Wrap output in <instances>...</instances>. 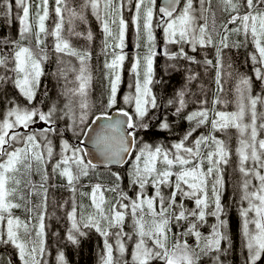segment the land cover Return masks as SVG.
Returning a JSON list of instances; mask_svg holds the SVG:
<instances>
[{"label": "snow or ice", "instance_id": "1", "mask_svg": "<svg viewBox=\"0 0 264 264\" xmlns=\"http://www.w3.org/2000/svg\"><path fill=\"white\" fill-rule=\"evenodd\" d=\"M15 4L23 12L19 17L21 39L11 41L13 50L10 54L0 55V68L5 69V73L9 70L13 73L11 77L0 75V83L11 82L18 93L0 119V225H3L0 227V244L10 245L21 264H42L45 253L43 210L47 207V188L44 185L49 179L47 165L55 154L50 137L63 131L58 127L60 121L71 120L69 127L73 131L79 127L80 135L88 136L104 164L130 163L128 178L130 186L136 191L134 198L123 191L119 173H112L116 183L111 187L94 184L90 194L82 193L89 196L94 212L87 217L81 214L78 221L77 207L73 202L72 211L68 214L72 221L68 239L78 243L77 235L84 234L80 231V222L86 219L84 228H95L105 237L103 264H128L123 259L125 238L132 240L133 236L136 243L131 253L132 264H200L202 255L219 253L222 241L228 239L224 231L227 221L221 218L224 209L220 189L223 186V166L229 163L232 152L228 140L219 138L216 133L226 134L230 129H235L238 169L244 178L241 199L247 202V207H242L240 212L241 232L248 251L247 264H260L264 260V138H260L264 133V111H258L257 106H264V95H252V78L241 75L235 86V110H217L216 105L229 103L219 94L224 92L221 51L230 46L228 41L231 35L242 34L245 41L251 37L255 51L250 54V59L255 78L264 81V0H219L222 11L227 14L226 20L219 25L216 23V13L212 11V0H198V7L194 0H164L163 6H158L157 0H135L134 5L133 0H83L79 10L69 7V0H55L57 21L51 32L45 24L49 17V0H39L34 33L29 20L30 0H15ZM126 4L135 9L131 23L137 35L143 21L146 37L144 55L141 57L138 54L131 66L135 91L123 97V103L131 106V111L116 107L119 103L120 72L126 59L123 51L128 27V21L124 18ZM0 7L5 9V15L10 14L11 0H2ZM89 8L101 23L103 51L106 57H112L105 60L108 95L99 115L92 111L93 106L88 101L92 82L89 67L92 53L87 48L74 47L71 42L73 36L88 41L93 39L91 31L78 32L73 27L77 20L86 22L85 11ZM65 23L69 25L67 36L64 34ZM154 26L163 31L164 55L194 60L184 51V45L190 46L193 51L197 47H215L217 55L215 83L218 94L212 101V108L206 106V100L201 101V107L185 117L187 121L194 122V126L167 148L163 145L153 147L137 140L138 132L149 127L144 121L150 111L159 107L151 88L154 57L158 54ZM30 36H34L35 50L21 42ZM49 36L54 39L58 64L63 65L58 67V75L65 79L62 95L66 102L63 108L52 103L45 111L34 101L40 88V78L44 75V62L49 58L46 45ZM239 43L235 42L232 46H239ZM169 44L181 47L178 52L169 53ZM139 46L137 44V48ZM64 57L75 58L79 66L76 67L71 59L65 60ZM141 61L144 65L143 78L139 71ZM9 63L12 64L10 69ZM205 63L211 65L212 61L206 60ZM69 73L74 74L73 80L68 79ZM69 84L72 86L69 87ZM177 97L175 102L169 100L168 103L176 104L175 114L179 115L187 105L183 91L177 93ZM113 108L115 113L109 111ZM90 114L94 119L89 123ZM37 123L45 126L34 128ZM209 123L211 129L207 134L201 133L192 139L198 128ZM160 127L170 128L167 119L160 121ZM87 156L83 147L62 141L59 159L52 171L59 172L73 192H76L81 177H87L90 171L97 168L93 159H87ZM34 171L41 174L38 185L31 179ZM18 175L27 177V180L18 178ZM210 178L211 198L208 195ZM253 180L258 183L253 184ZM22 183L29 197H42L41 203L36 205V208L42 209L36 217L38 224H32L31 217L21 220L13 214L14 209L21 207L33 211L27 208L29 200L20 187ZM149 187L153 189V195H147ZM164 189L169 190L167 195ZM104 192L114 193L115 202L107 200ZM14 198L24 201V204L14 202ZM186 200L192 201L194 207L187 208ZM209 215L216 218V223L211 225V232L204 235L200 227L207 223ZM128 216L133 222L131 233L124 231ZM173 228L180 231L174 233ZM111 229L116 231L110 232ZM109 235L116 238L115 250L119 256L113 254V245L108 243ZM188 238H194V244H190ZM215 259L219 264L218 255ZM58 262L65 264L63 253L58 256ZM8 264L12 262L8 261Z\"/></svg>", "mask_w": 264, "mask_h": 264}, {"label": "trees", "instance_id": "2", "mask_svg": "<svg viewBox=\"0 0 264 264\" xmlns=\"http://www.w3.org/2000/svg\"><path fill=\"white\" fill-rule=\"evenodd\" d=\"M196 2V6L198 7V0H194ZM2 4V1H1ZM35 4V3H31ZM212 11L216 13V23L219 25L221 22H224L226 20L227 14L222 11V6L219 4V0H212ZM3 15V14H2ZM1 16V15H0ZM12 21L11 23H8V21L1 22L0 23V55L10 54L13 50V46L11 44V41L13 40H20V24L17 17V10L15 7L11 11ZM53 21L51 24L54 25ZM203 22V21H199ZM56 23V22H55ZM209 24H211V15H209ZM34 33V30H33ZM237 39H239L240 43H246L244 36L233 34L229 37V47L231 50L230 59L231 61L234 60H240V63L243 61V64H245V56L247 54L242 52V54H239L237 56L236 50L239 51L238 48L232 46ZM5 41H8V43H5ZM54 39L52 37L48 38V41L46 40L47 45V52H48V60L44 62L43 70L44 75L40 78V88L36 97V100L34 101L35 105L38 107L43 108V110H47L49 106H51V103L53 101H58L59 105H61V108H63L64 103L66 102V98L62 95L64 88H65V79L58 75V67H61V65L58 64V60L54 59L50 53V46L53 45ZM24 45L30 46L32 48H35V39L34 36H30L29 39H25L21 41ZM241 43V44H242ZM49 47V48H48ZM210 46L205 47V52H207V55L210 54L209 52ZM100 56L101 53H98ZM245 56H244V55ZM242 56V57H241ZM204 58V57H203ZM241 59H243L241 61ZM242 64V63H241ZM186 66L187 63L185 62V59L182 57H173L172 59L163 58L159 59L156 63V71L158 73V88L155 90L156 94L158 95V98H160L158 105L160 106V109L151 110L149 113V117L144 121L149 125L147 129H142L138 132L137 140L142 141L143 143L150 144L153 147L156 145H163L164 147H170L171 144L180 138L183 137V135L190 130L191 127L194 126V122H189L185 119L187 112L190 110L189 113L192 111H195L197 108V105L200 104H189L187 102L186 108L179 114H175V107L176 104H169L168 101H176L177 100V93L183 91L184 92V99L187 95V87H186V78L187 73H194L197 68H189L186 73ZM12 67V64L9 63L8 68L10 69ZM240 74H244L248 72V68L239 69ZM7 74L9 77L13 75V73L9 70L5 73V69L0 68V75ZM92 81H96V83H93L89 89V95L92 91L93 97H89L88 95V101L93 106L92 111L95 112L96 115L100 114V111L103 110V105L107 100L108 95V89L99 84L101 76L97 75L95 73H92ZM95 76L97 79H95ZM69 80L74 79V74L69 73L68 75ZM188 79V78H187ZM255 79V77H254ZM197 81V80H196ZM192 82H195L192 81ZM259 84L264 83V81L258 80ZM69 87L72 85L69 84ZM181 86V88H180ZM264 86V85H262ZM125 88V87H124ZM122 88L119 91V103L116 105V107H124L123 103V96L130 90V88ZM176 88H178L176 90ZM45 92H47V95H45ZM95 94V95H94ZM18 96L17 90L13 87L11 82L8 83H0V119L3 118V113H5L10 106L9 102L11 100L16 99ZM22 99V98H21ZM54 102V103H55ZM186 102V99H185ZM127 108L131 111V106H127ZM193 108V109H192ZM115 109V108H113ZM111 109V110H113ZM192 109V110H191ZM109 110V111H111ZM159 110V111H158ZM160 112V113H159ZM94 119V116H91L89 118V123L91 120ZM167 119L170 128L169 129H162L160 127V121ZM72 121H60L58 123L59 129L63 130L57 135V141L55 143V149H54V158L53 162L51 161L50 164L47 165V171L49 174V180L44 185L47 189V197L50 200L52 191L55 193L54 189L52 187L62 186L63 182L65 184L67 183L66 179L59 175V172H53L52 167L55 164L57 158V153L60 151L61 143L62 141L66 140L71 145H79L82 146V140L84 138V135H80V128L77 127L75 131H73L69 125H71ZM87 131V129H85ZM56 151V152H55ZM36 167V165H35ZM34 167V169H35ZM130 163H128L127 171L126 173H120V177H123V180L120 181V187L123 189V185L125 184V192H133L130 188H128V183L130 180L128 178ZM49 169V170H48ZM73 171L75 172V168H73ZM112 173H118L114 168L112 167H101L97 165V168L95 170L90 171L89 175L87 177H81V180L87 182V189L89 191V194L92 191V186L96 183H100L105 187H111L116 183L115 176L112 175ZM58 174V175H57ZM22 180H27V177L20 176ZM52 177V178H51ZM55 177V178H54ZM31 179L34 183L37 185L41 182V174L33 172ZM53 179V180H52ZM55 179V180H54ZM59 180V181H58ZM38 181V183H37ZM57 181V182H56ZM63 181V182H62ZM52 183V184H51ZM56 183V184H55ZM235 181H232V179L227 178L226 180V186H225V193L221 196V204L223 206V213L222 215L225 216V212H227V215L231 218L232 226H233V233L234 236L232 240L235 243V250L232 254L230 244L231 240L228 237L227 240L222 241L221 243V251L219 253H210L208 255H202L200 264H217V261L215 257L219 254V264H247V258H248V251L245 247L244 238L242 236L241 232V226H242V218L240 215L242 207L247 205L246 201H243L241 199L242 197V189L236 188ZM21 189H24V184H21ZM53 189V190H52ZM51 190V191H50ZM40 192H42V189H39ZM135 191L131 193L132 197L134 198ZM237 191L241 193V195L238 197ZM24 194L28 198L29 203L27 204V208H29L30 205V199L33 209V221L32 224H38V220L36 217L39 215V212L42 211V209L36 208V205H39L41 203L42 197L40 195H31L28 196V192L26 189H24ZM104 195L110 197L111 201L113 203L115 202V194L112 192H104ZM17 199V198H16ZM48 203V202H47ZM49 206V203H48ZM107 207H110V205H107ZM44 214L47 211L43 210ZM25 207H21L18 209L13 210L14 216H21L24 220V217H28V214H25ZM86 213H89V211H85ZM91 213V211H90ZM85 223L87 222L86 219L84 220ZM53 222V221H52ZM45 228L48 230L47 236L49 240H54V238L57 239V237L53 236V231L47 226L46 224V217L44 219ZM128 223L125 221L126 226ZM176 230V228H174ZM33 235L35 236V231H33ZM56 235V232H55ZM57 236V235H56ZM192 243H194V239L190 240ZM191 243V244H192ZM0 246V252L5 251L3 253V256L7 257L10 256V250L1 249ZM131 249V248H129ZM106 255L105 250V237L101 235L100 232H97L95 228H85V234L81 236V241L78 245H76L72 251L70 252L69 249L67 250V259L68 264H103V258ZM218 255V256H219ZM115 256V255H114ZM264 260L260 262V264H263ZM0 264H8L6 261L0 262ZM132 264V263H128ZM158 264V262H157Z\"/></svg>", "mask_w": 264, "mask_h": 264}, {"label": "rangeland", "instance_id": "3", "mask_svg": "<svg viewBox=\"0 0 264 264\" xmlns=\"http://www.w3.org/2000/svg\"><path fill=\"white\" fill-rule=\"evenodd\" d=\"M1 1L2 0H0V4H1ZM71 1L72 0H69V2H71ZM73 1H80V0H73ZM30 2L31 3L32 2L35 3V4H31L30 17H29V20L32 23L33 30L35 32V30H36V4L39 3V0H30ZM133 2L135 3V0H133ZM11 3H12V9L15 7V9L17 10V17H18V21H19V24H20L19 17L23 15L22 9L18 8L16 6L15 0H11ZM55 7H56L55 0H49V17L45 21L46 27L50 23L49 26H48L49 30H50L49 32H51V30L54 28L55 22L57 21V16H56L55 11H54ZM180 7H182V5H180ZM130 8H132L131 13H130V16L132 18V16L135 13V9H134L133 6H130V5H127V4L125 5V9H124V17H126L127 11ZM0 15H1L0 16V23L1 22H5V21H8V23H11V21H12L11 12H10V14L5 15V9L3 7H0ZM55 19H56V21H55ZM157 19H158V17H157ZM53 21H55L54 25L51 24ZM142 23H143V21H141V29H140L139 36L137 35L136 29L133 26V24H132V28H131V42H132L131 45H134V46L137 47V44H139L141 46H139L140 50L136 49L133 53H131L132 60L130 61V63H131L130 64V68L126 72V81H127V87L130 88L129 85H132V87L130 88V90H128V92L125 95H127L129 93H134V91H135V88H134L135 76H134V74L131 71V66H132V63L134 61V58L138 54L142 57L144 55V53H145V50H146L145 46H143L140 43V40L141 41L143 39L146 40L144 31H143V27H142ZM200 23H203V22H200ZM20 27H21V24H20ZM229 27H235V25H230ZM158 31H160L161 34L163 35L162 29L155 28V26H154L155 37H156ZM126 35H127V33H126ZM128 35H129V33H128ZM50 37L51 36H49V38ZM142 37H143V39H142ZM249 43H250V45H249ZM144 44H145V41H144ZM53 45H54V41H53ZM53 45L50 46L49 55L54 57V59L58 60L59 56H58V54L55 53ZM242 45L247 48V50L245 51L247 56L244 55L245 56V67H244V69L248 68V72H246L244 74H240L239 73V72H241V71H239V69L241 67V63L243 64L244 60L241 59V61L243 60L241 63H240V60L231 61V59H230V55H231L230 48L229 49L228 48H224L221 51V62H222V65H223L222 74H223L224 92L219 94V95H220L221 99L228 100L229 103L227 105H223V104L216 105L217 110H224V111H229V112L235 110V103H234V101L236 99L235 86L237 84L239 76H241V75H247V76L252 78V95H257V94L264 95V86H262V85H264V83L259 84L258 80H256V78L254 79V77H255V73L253 71L254 65H253V63H252V61L250 59V54L253 53L255 51V49H254L253 43L251 42V37L249 36V38L246 41V43H242ZM159 46H162V45L159 44L158 47ZM33 49L35 50V48H33ZM178 51L179 50L177 49L176 52H178ZM237 51L238 50H236V52ZM209 52H210V54H208L204 58L203 57H197L198 58V62L194 63V65L192 67L193 68L199 67V69H196L194 71V73L193 72L191 74L187 73V76H188L187 78L188 79L186 78L185 84H186V87L189 85L190 88H189V91H188L189 98H188V100H186V104L188 102L189 104H195L196 105V104H200L201 101L206 100L207 101V105L206 106L208 108H212V106H213L212 105V101L216 98V96L218 94L217 93V86H216V83H215L216 72H217V68H216V62H217L216 48L210 46ZM64 59L65 60H69V59H75V58L64 57ZM206 60H211L212 64L209 65V64L205 63ZM154 66L155 65L153 63V81H154ZM139 71L141 73V78H143V72H144L143 61H141V65H140ZM105 73H106V70H105ZM229 73H231V75H229ZM193 75H194V79L193 80H195V82H190V77L193 76ZM124 76H125V74H123V70H122V74H121V80L122 81H123V77ZM95 79H97L96 76H95ZM133 80H134V84H133ZM151 88H152V85H151ZM152 92H153V88H152ZM90 96L93 97L92 91L90 92L89 97ZM54 102L55 101H53L52 103H54ZM55 103H57L59 105L58 101H56ZM127 106L129 107V105L124 104V108H127ZM59 107H61V105H59ZM200 107H201V104L197 105V108L195 109V111L197 109H199ZM257 110L258 111H264V106L258 105L257 106ZM189 112H190V110L187 112L186 116L189 114ZM258 123H259V121H258ZM44 126L45 125L42 124V123H37L33 127L38 129V128H42ZM210 129H211L210 123L208 125L201 126L193 134L192 139H194L195 137L199 136L201 133L207 134L210 131ZM216 135L219 138H221V139H227L228 140L229 147H230L231 152H232V155H231L229 163L227 165L223 166V186L220 189L221 196H222L223 193H225V186H226L227 178L232 179V181H235L236 184L234 186L236 188H238V189L241 188V185H242V182H243L244 178H243L242 174L239 172V169H238V157H237L236 152H235V149L237 147V140H236L237 133H236V130L235 129H230L226 134L225 133H216ZM50 138L53 140V144L55 145V143L57 141V135L52 136ZM260 138H264V133L261 134ZM17 146H22V145H17ZM54 149H55V146H54ZM56 153L58 154L57 155V158H58L60 151L56 152ZM34 167H35V165L33 166V168ZM206 167H207V165H205V170H206ZM18 178L21 179V177L19 175H18ZM37 183H38V181H37ZM252 183L253 184H257L258 182L256 180H253ZM126 184L128 185V188H130L134 192V188L130 186V181L128 183H126ZM211 184H212V181H211V178H210L209 179V184H208V195H209L210 198L212 197ZM61 185H63V184H61ZM87 187H88L87 182H85V181H83L81 179L76 185V189H77L76 192H73L68 187L67 183H66V185H63V186H57V187H54V188L52 187L54 189L55 193L52 192L51 199L50 200L48 199L49 206H48L47 211L45 212V217H46V224L53 231V236L54 237H56L57 232L61 230L62 225H63L65 230H68V228H65L66 225H64V221H65L66 217L69 218L68 214L72 211L73 202H75V205L77 207V219H78V221H79V217H80L81 214H83L85 217H87V215L90 214V211H91V213L94 212V209L91 207V200H90L89 196L82 195V193H89ZM123 188H124V191H125V185L123 186ZM168 191H169L168 189H164L165 195L168 194ZM133 192H129L128 191L126 193L130 197H132L131 193H133ZM146 193H147V195H153L154 191H153V189L151 187H149L146 190ZM241 193L239 191H237L238 197L241 195ZM104 196L107 199V196L106 195H104ZM134 197H135V195H134ZM18 200L19 199L16 200V198H14V202L21 203L22 205L24 204V201L20 202ZM108 200L111 201L110 197H108ZM31 202L32 201L30 199L29 208L32 209ZM69 202H70V204L72 206L70 208L65 209V211H64L63 204H68ZM111 202H113V201H111ZM125 203H127V201H125ZM185 206L187 208H192V207H194V203L192 201H187L186 200L185 201ZM211 207H214V206H211ZM211 207H210L209 210H211ZM244 207H247V205H245ZM87 210L89 211V213L85 212ZM64 212L66 213L65 215H64ZM25 214L26 215L28 214V219L31 217V223H32V221H33L32 219H33V216H34L33 212L32 211L31 212L26 211ZM251 215L252 214L250 213V216ZM17 217H20V219L23 220V218L21 216H17ZM221 218L227 221V227H226V229L224 231H225L226 236H228L230 238V240H231L230 248H231V252L233 254V252L235 250V246H236L234 241L232 240V238L234 236L233 226H232L233 219L231 221V218L227 215V212H225V216L222 215ZM206 220H207V223L202 225L203 229H201V227H200V231L204 235H208L211 232V225L216 223V218L213 217V216H210V215L207 216ZM125 221H127V223H128L127 226L129 227V230L130 231L133 230L132 229V223L133 222H132L131 216L126 217ZM83 223H85V221H81L80 222V224H83ZM0 227H3V225H0ZM73 231H75V230H73ZM178 231H180V229L176 228V230H175L173 228V232L174 233L178 232ZM55 232H56V235H55ZM32 235H33V233H32ZM33 237H35V236L33 235ZM43 239H44V237H43ZM191 239H194V238H191ZM55 240H56V238H54V241ZM171 242L172 241L170 240V243ZM189 243L191 244L192 242L189 241ZM192 244H194V243H192ZM0 246L2 248H5V250L8 247V245H3V244H0ZM114 246L115 245H113V248H114V253L113 254L115 256H119V253L115 250ZM134 246H131L132 247L131 249L126 247V252L124 253L123 259L125 261H127L128 263L129 262L132 263L131 253H132V250H133ZM72 249H73V247H71L69 249V251L71 252ZM63 250H64V252H67L66 248H63ZM14 251H15L14 249H11L9 251L10 255H14L15 256L16 253ZM59 251L60 250H58L57 252H59ZM48 252L49 253L46 252L43 255L42 260L44 261V264H50L52 261L56 262L57 260H56L55 256L57 254H55V253H57V252L54 251V253L52 254V250L51 249H48ZM4 254H7V253H3V251L0 252V262H2L3 257H4L6 262L10 261V260L7 261V258L5 256H3ZM66 255H67V253H66ZM219 257H220V255H219ZM64 261H65V264H68L69 260L67 259V256L64 259Z\"/></svg>", "mask_w": 264, "mask_h": 264}, {"label": "flooded vegetation", "instance_id": "4", "mask_svg": "<svg viewBox=\"0 0 264 264\" xmlns=\"http://www.w3.org/2000/svg\"><path fill=\"white\" fill-rule=\"evenodd\" d=\"M82 2H83V0H80V1H73L72 0L71 2H69V7H72V8H75L76 10H79V6ZM133 4H134V2H133ZM131 10H132V8L128 9L126 17H124L125 20L128 21V27H127V31H126L127 35L125 37V48L123 50L124 53L126 54V59L123 63V68H122L123 74H125V76L123 77V81L121 80L120 85H119L118 99L120 98L119 97V91L124 87L127 88L126 72L130 68V64H131L130 61L132 60L131 53H133L136 49L140 50V47L137 48L136 46L131 45V43H132L131 42L132 23H131V16H130ZM85 16H86V22H81V21L77 20L74 22L73 27L78 32L87 33L88 31H91L93 34V39L91 41H88L86 39L73 36V37H71V42H72L74 47L81 48V49L87 48L92 53L91 60L89 61V67L91 69V72L95 73L97 75V77L100 75L101 80H100L99 84H101L102 86L104 85V87H106L108 89V79L105 76V70L106 69H105L104 65H105V60L106 59L111 60L112 57L110 55L106 57L105 52L103 51L104 34H103V31L101 28L100 21L97 20L96 17L91 13L90 8L85 11ZM66 20H67V15H66ZM55 21H56V19H55ZM49 24L47 25L48 31H50L49 27H48ZM68 27H69V25L67 23H65V32H64L65 36H67V28ZM128 33H129V35H128ZM48 38H47V41H48ZM142 39H143V37H142ZM144 41H145L144 39L142 41L140 40V43L143 46H145ZM155 42H156V51L158 54L154 57V65L155 66H154V81L152 84V88H153V93L157 97V103H158L160 98H158V95L156 94L155 90L158 88V84H159L158 83V81H159L158 76L159 75L156 71V63L159 59L161 60V59L166 58V57L168 59H172L173 57H170L169 55H164V50H165L164 38H163V35L161 34L160 31H158V33L155 37ZM236 42H240L239 39H237ZM241 43H239V46H234V47L239 49V51H237L238 52L237 56H239V54L241 52H244L247 50V48L245 46H243ZM159 44L162 46L158 47ZM249 45H250V43H249ZM180 47H181V45H178V44H169V45H167V51L169 53H176V50L177 49L179 50ZM183 47H184V51L188 54V56L194 57V60H188V59L184 58L185 62L187 63V66H186V73H187L188 69L191 68L194 65V63L198 62L197 57H206L207 52H205L206 51L205 48H201V47H197L195 51H193L192 48L188 45H184ZM94 48H95V50H94ZM95 53H101L102 56H100L99 54H95ZM176 57L178 58L180 56H176ZM71 61H72V64L75 65L76 67L79 66L78 61H76L75 59H71ZM61 67H63V65H61ZM243 67H245V64H241L240 69ZM122 70L120 72L121 74H122ZM193 79H194V75L190 77V82L194 81ZM93 83H96V81L93 80L91 82V85H93ZM133 84H134V80H133ZM189 88H190V86L188 85L187 91H186L187 95L185 98L186 100H188V98H189V96H188ZM158 108L160 109V106ZM114 110L115 109L111 110L110 112H113ZM82 142H83V140H82ZM110 167L114 168L118 173L120 172L123 174V173H126V171H127L128 163L124 164L123 166H110ZM121 180H123V177H121ZM63 185H66L65 182H63ZM18 201L21 202V200H18ZM47 202H48V197H47ZM63 206H64V211H65V209L70 208L72 205L69 202L68 204H63ZM46 209H48V203H47ZM65 214L66 213L64 212V215ZM24 220H28V217L25 216ZM64 225H66L65 228H68V230H65L63 225H62L61 230L57 232V236H56L57 239L55 241L48 239V236H47L48 230L46 228L44 229V232H45V235H44L45 253L46 252L49 253L48 249L52 250V254L54 253V251L57 252L58 250H60L59 252L55 253V254H57L55 256L57 261L56 262L52 261L50 264H58L59 263L58 262V256L61 253H63V258L65 259L67 256L66 255L67 252H64L63 248H66V250L70 249L71 247L74 248L76 245H78L80 243L81 236H83L85 234V228L83 227V224H80V231L83 232L84 234L83 235H77L78 243H72L68 239L69 230L72 228V222L70 221V219L68 217H66V219L64 221ZM201 229H203L202 226H201ZM109 231L114 232L116 230L111 229ZM124 231L130 233L133 230L130 231L129 227L126 225V226H124ZM189 240H190V238H188V242H189ZM115 241H116L115 236L109 235L108 242L112 245H115ZM135 243H136L135 236H133L132 240H128L127 238H125V246L126 247L132 248L131 246H134ZM3 249H5V248H3ZM11 249H13V248L10 245H8L7 250H11ZM3 252H5V251H3ZM6 258H7V261L10 260L12 262V264H21V262L19 261V258L16 254H15V256L10 255V256H7ZM3 261H5L4 257H3ZM6 263H8V262H6ZM42 264H44L43 260H42Z\"/></svg>", "mask_w": 264, "mask_h": 264}, {"label": "water", "instance_id": "5", "mask_svg": "<svg viewBox=\"0 0 264 264\" xmlns=\"http://www.w3.org/2000/svg\"><path fill=\"white\" fill-rule=\"evenodd\" d=\"M157 3H158V6H163L164 0H157ZM179 6L180 5H178V7ZM112 113H115V110ZM93 127H95V125H93ZM82 144H83L85 151L88 153L87 159H93V162L96 163L97 165H99L101 167L123 166L120 164H112V165L104 164L102 162V158L100 157L99 153L97 152L94 144L89 140L88 136H84Z\"/></svg>", "mask_w": 264, "mask_h": 264}, {"label": "bare ground", "instance_id": "6", "mask_svg": "<svg viewBox=\"0 0 264 264\" xmlns=\"http://www.w3.org/2000/svg\"><path fill=\"white\" fill-rule=\"evenodd\" d=\"M94 19V18H93ZM53 39V38H52ZM77 41V40H76ZM80 47V46H79ZM49 48V47H48ZM94 50H95V48H94ZM93 51V50H92ZM172 52V51H171ZM248 53V52H247ZM95 54H98V53H95ZM242 54V53H241ZM244 55V54H243ZM242 57V56H241ZM245 58V57H244ZM180 88H181V86H180ZM178 88H176V90H177ZM53 162V161H52ZM50 164V163H49ZM49 170V169H48ZM49 172V171H48ZM56 173V172H55ZM50 174V173H49ZM58 175V174H57ZM50 178V177H49ZM52 178V177H51ZM55 178V177H54ZM49 180V179H48ZM53 180V179H52ZM55 180V179H54ZM50 181V180H49ZM59 181V180H58ZM57 182V181H56ZM52 184V183H51ZM56 184V183H55ZM54 188V187H53ZM53 190V189H52ZM51 191V190H50ZM53 192V191H52ZM47 195H48V193H47ZM55 258V257H54Z\"/></svg>", "mask_w": 264, "mask_h": 264}]
</instances>
